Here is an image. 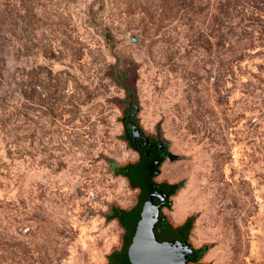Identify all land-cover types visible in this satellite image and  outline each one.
Returning a JSON list of instances; mask_svg holds the SVG:
<instances>
[{
	"label": "rangeland",
	"instance_id": "1",
	"mask_svg": "<svg viewBox=\"0 0 264 264\" xmlns=\"http://www.w3.org/2000/svg\"><path fill=\"white\" fill-rule=\"evenodd\" d=\"M132 127L201 263L264 264V0H0V264H107Z\"/></svg>",
	"mask_w": 264,
	"mask_h": 264
},
{
	"label": "water",
	"instance_id": "2",
	"mask_svg": "<svg viewBox=\"0 0 264 264\" xmlns=\"http://www.w3.org/2000/svg\"><path fill=\"white\" fill-rule=\"evenodd\" d=\"M133 130V140L140 136V132ZM165 158L169 157L166 152ZM152 194L144 201L136 227L133 232L132 242L125 256V264H189L195 255L193 249L187 242L182 241H159L155 231L156 225L160 223V210L163 199L155 204ZM157 196V197H158ZM165 222V218H162ZM207 247L198 260L204 257Z\"/></svg>",
	"mask_w": 264,
	"mask_h": 264
},
{
	"label": "flooded vegetation",
	"instance_id": "3",
	"mask_svg": "<svg viewBox=\"0 0 264 264\" xmlns=\"http://www.w3.org/2000/svg\"><path fill=\"white\" fill-rule=\"evenodd\" d=\"M126 132V136L128 139L129 143H133V130L130 131V133H128L127 129H125ZM135 145L139 146L140 149L139 150H135L132 148V150H134L137 154V159L138 163H142L143 165L146 164V172L149 176H151V182L148 183L146 192L147 196L145 195V198L148 199L149 195L152 194L153 196V201L155 202V204H159L161 199L159 198V196L163 199V205L161 207L160 210V216H167L164 214V210L169 211V206L168 203L171 202L172 198H176L175 195L177 194V191H175V193H173V188L172 185L175 187L177 186L178 183H170V182H162L161 180H158V177L161 176L160 174V167L162 166V164L165 162V158H164V154H165V146L163 144H160V142L158 141H153L151 139H146L142 134L136 138L135 141ZM155 150H157V153L159 154V157H154L152 153L155 152ZM157 156V155H156ZM156 159V160H154ZM153 162V163H152ZM136 163V164H138ZM154 166V168H153ZM169 185V186H168ZM137 190V192L139 194H143V189L140 187H136L135 188ZM149 189L151 190L150 194H149ZM159 195V196H158ZM158 196V197H157ZM185 218L182 219L180 222L178 223H174L173 219L171 216H167V224H161L157 227V229L160 226H163L165 228V230L167 229V227H170L172 230H175L176 233L173 236H165L164 234H162L159 238V235L157 233V229H156V233H157V238L159 241H182V242H187L188 245H190L189 242V235H186V230L185 228H180V226L185 222ZM184 221V222H183ZM164 230V231H165ZM121 244L119 250H117L116 252H122L124 245ZM191 246V245H190ZM198 249V248H197ZM196 251V249H195ZM115 252V253H116ZM193 258H195V256H193ZM201 263V260H198ZM189 264H193L192 262H189Z\"/></svg>",
	"mask_w": 264,
	"mask_h": 264
},
{
	"label": "trees",
	"instance_id": "4",
	"mask_svg": "<svg viewBox=\"0 0 264 264\" xmlns=\"http://www.w3.org/2000/svg\"><path fill=\"white\" fill-rule=\"evenodd\" d=\"M126 129H127L128 133H130L131 130L129 128H126ZM133 143L134 144L129 143L130 147L135 149V150H139L140 147L135 145L134 140H133ZM164 152L166 154V151H164ZM152 155H153V158L159 157L157 150H155V152H153ZM164 158H165V156H164ZM154 160H156V159H154ZM153 168H154V166H153ZM120 174L128 180L129 185L132 188L140 187L143 189L144 192H143V194L141 193L139 195V199H138L139 202L133 209L126 210V209L116 208L114 210L113 214L111 216H108L109 218H113V219L118 220V222L122 226L125 234H124V240L122 243L124 245L123 251L121 253L120 252H116V253L112 252V254L109 256V258L107 260V264H125L124 259H125V256L127 255L128 249L131 245L133 232H134V229L136 227L137 221L139 219V215H140V212L142 210L144 201L146 200L145 195L147 196V193H145V192H146L148 183L151 182V176H149L146 172V164L143 165L141 162L138 164H133V165H129V166L125 167L123 170H121ZM180 187H181V184H177V186H175V187L172 185V188L174 190L173 193H175V191H177ZM150 192H151V190L149 189V194H150ZM168 206L170 208L171 202L168 203ZM162 218H165V217L160 216L161 220H162ZM161 220H160V223L156 225L155 231L159 225L163 224V222ZM180 228H185L186 235H188L192 229V218L186 219L185 222L180 226ZM175 233H176V231L172 230L170 227H167L165 232H163V234L165 236H173ZM127 234H128V236H127ZM205 248H206V246H203L199 249H196V252L194 255L195 258L192 257V263L193 264H202L198 261V259H199V256L201 254H203Z\"/></svg>",
	"mask_w": 264,
	"mask_h": 264
}]
</instances>
